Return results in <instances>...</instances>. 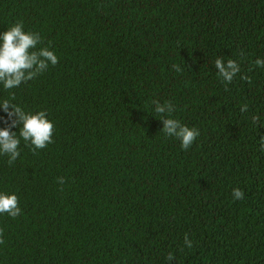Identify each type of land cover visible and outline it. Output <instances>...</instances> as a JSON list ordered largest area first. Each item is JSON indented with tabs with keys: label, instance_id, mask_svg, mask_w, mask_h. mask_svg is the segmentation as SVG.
<instances>
[{
	"label": "trees",
	"instance_id": "trees-1",
	"mask_svg": "<svg viewBox=\"0 0 264 264\" xmlns=\"http://www.w3.org/2000/svg\"><path fill=\"white\" fill-rule=\"evenodd\" d=\"M17 22L58 63L0 84V103L45 111L54 132L0 155L21 208L0 214V264H264V0H0V33ZM217 58L240 64L231 83ZM153 101L199 130L189 149ZM14 119L0 108V128Z\"/></svg>",
	"mask_w": 264,
	"mask_h": 264
},
{
	"label": "clouds",
	"instance_id": "clouds-1",
	"mask_svg": "<svg viewBox=\"0 0 264 264\" xmlns=\"http://www.w3.org/2000/svg\"><path fill=\"white\" fill-rule=\"evenodd\" d=\"M42 43V37L37 32L25 31L22 22L13 24L3 33H0V84L5 90H11L19 87L22 83L34 80L38 75L44 73L49 66H55L58 63L57 55L47 47H38ZM241 57L243 53H240ZM255 65L264 67V60L256 59ZM217 69V76L223 83L229 84L234 77L240 73V64L231 58L226 62L222 58H217L214 62ZM177 72L181 71L179 66L173 65ZM241 79L251 83V78L244 75ZM227 90V89H226ZM14 99V95H13ZM154 111L162 118V132L165 137L176 138L180 141L183 150L189 149L196 138L199 136V130L190 128L182 124L179 120L172 118L171 114L175 111L170 101L161 104L153 101ZM0 108L8 114V117H15L10 127L0 128V155L8 157V164H13L20 155L19 146L21 140L26 146H30L32 151L46 148L53 143L54 125L47 119L45 111L36 113L26 112L21 107L10 104L7 100L0 103ZM248 105L241 107V112H245ZM11 109V110H10ZM253 124H258L259 117H252ZM19 126V133L11 131V127ZM261 147L264 148V136L260 138ZM57 182L63 185L64 178L58 177ZM61 190H63L61 188ZM234 200L242 199L244 196L240 188H234L232 191ZM0 214H6L15 219L21 214L19 201L16 194L0 193ZM3 230H0V244L3 241ZM184 245L189 249L193 247V242L185 233ZM169 261L174 256L169 253Z\"/></svg>",
	"mask_w": 264,
	"mask_h": 264
}]
</instances>
